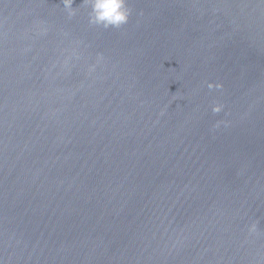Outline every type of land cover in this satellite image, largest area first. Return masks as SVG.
<instances>
[{"label":"water","instance_id":"water-1","mask_svg":"<svg viewBox=\"0 0 264 264\" xmlns=\"http://www.w3.org/2000/svg\"><path fill=\"white\" fill-rule=\"evenodd\" d=\"M73 7L0 0V264H264V0Z\"/></svg>","mask_w":264,"mask_h":264},{"label":"clouds","instance_id":"clouds-1","mask_svg":"<svg viewBox=\"0 0 264 264\" xmlns=\"http://www.w3.org/2000/svg\"><path fill=\"white\" fill-rule=\"evenodd\" d=\"M75 0H61L63 8L67 12L69 18L76 15V9L73 7ZM90 4L89 23L95 26H102L104 29L119 28L121 25L128 22L130 16V10L127 7V0H87ZM209 90L222 89L220 83L213 85L208 83ZM213 113H219L222 111L221 105H215L212 108ZM220 121H217L213 125V128L220 127ZM227 127V123L224 125ZM256 231V224H252L249 227V232L254 233Z\"/></svg>","mask_w":264,"mask_h":264}]
</instances>
